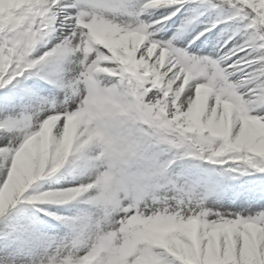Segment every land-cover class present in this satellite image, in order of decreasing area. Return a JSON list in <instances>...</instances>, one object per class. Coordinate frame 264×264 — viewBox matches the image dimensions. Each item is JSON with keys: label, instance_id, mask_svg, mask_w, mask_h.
<instances>
[{"label": "snow or ice", "instance_id": "1", "mask_svg": "<svg viewBox=\"0 0 264 264\" xmlns=\"http://www.w3.org/2000/svg\"><path fill=\"white\" fill-rule=\"evenodd\" d=\"M0 90V264H264V0H0Z\"/></svg>", "mask_w": 264, "mask_h": 264}, {"label": "rangeland", "instance_id": "2", "mask_svg": "<svg viewBox=\"0 0 264 264\" xmlns=\"http://www.w3.org/2000/svg\"><path fill=\"white\" fill-rule=\"evenodd\" d=\"M128 2L130 4H135L136 3V0H128ZM49 47H51V45H49ZM27 83L29 85L40 84L41 85V88L38 90L39 96H42V97L43 96H49L50 97V93L47 91V85H42V82H39V81H37L35 79L29 80V81H27ZM24 110H25L24 108L21 109V111H24ZM245 179H249V177L248 178H245ZM245 179H241V180H245ZM238 182L239 181H236L234 183H238Z\"/></svg>", "mask_w": 264, "mask_h": 264}, {"label": "bare ground", "instance_id": "3", "mask_svg": "<svg viewBox=\"0 0 264 264\" xmlns=\"http://www.w3.org/2000/svg\"><path fill=\"white\" fill-rule=\"evenodd\" d=\"M225 51H226V49H225Z\"/></svg>", "mask_w": 264, "mask_h": 264}]
</instances>
